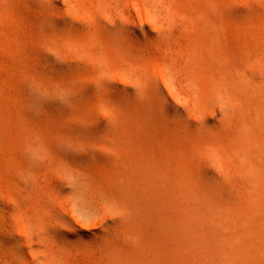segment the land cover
<instances>
[{
	"label": "rangeland",
	"instance_id": "rangeland-1",
	"mask_svg": "<svg viewBox=\"0 0 264 264\" xmlns=\"http://www.w3.org/2000/svg\"><path fill=\"white\" fill-rule=\"evenodd\" d=\"M228 15L236 56L261 76L264 0H238ZM53 19L81 37L78 48L53 42ZM194 24L184 0H0V264H156L149 210L96 195L101 175L142 171L147 144L168 161L166 264L207 262L187 180L184 194L176 186L181 160L203 158L200 175L231 204L245 201L249 178L236 112L212 87L197 92ZM75 76L83 94L67 84Z\"/></svg>",
	"mask_w": 264,
	"mask_h": 264
},
{
	"label": "bare ground",
	"instance_id": "bare-ground-1",
	"mask_svg": "<svg viewBox=\"0 0 264 264\" xmlns=\"http://www.w3.org/2000/svg\"><path fill=\"white\" fill-rule=\"evenodd\" d=\"M184 1L187 2L189 16L195 22L194 28L191 27L193 33L190 31L189 33L198 40V45L196 44L191 56L194 72L201 80L198 83L195 82L197 92L200 97H205L207 95L205 85L212 87L216 90L224 107L236 112L241 133L240 141L236 146V157L249 178V192L247 191L248 196L245 201L237 202V200L234 204H231V201L230 203L225 201L223 196H218L210 182L205 181L207 178H202L201 171H198L204 164V159L197 154L186 156L189 157L187 159L189 168L186 167L184 158L181 160L179 165L181 173L177 176L176 186L184 194L185 180H187L186 189L189 188L191 193L186 201L189 226L199 246L206 251L207 257L202 256L207 261L205 264H264V68L262 75L257 76V73H254L255 68L253 71L251 65H245L236 56L234 47L228 40L231 38L230 35L227 39V33H230L232 28L227 27L222 19L229 17L228 13L234 10L238 0ZM57 12L54 14L56 15ZM52 22L56 26L51 24L54 27L51 34L55 44L65 43L71 48L79 47L81 37L69 30V25L66 31H60L59 27L57 28L59 26L57 20L53 19ZM83 72L85 73L84 70ZM82 81L80 77L75 76L67 84L73 86L72 88H78L83 94L87 86H83ZM160 92H162L161 88ZM199 106L204 108L205 104L200 102ZM80 112L83 117L87 116L85 106ZM200 119L202 123L206 121L205 116L201 115ZM196 139L193 143L198 142ZM198 145L203 148L207 146V142L201 140ZM142 150L143 153L138 156L139 159L137 158L143 167L142 171L101 175L100 181L106 187L96 185V195L102 204L120 206V204L130 203V207L135 204L144 208L145 211L148 209L150 215L148 218L153 228L154 246L158 252L156 264H166L171 238L167 213L170 191L166 173L168 161L165 150L157 145L147 144ZM186 168L189 172L188 176L184 172ZM229 238H234V242L232 243ZM220 256H223V259H220Z\"/></svg>",
	"mask_w": 264,
	"mask_h": 264
}]
</instances>
